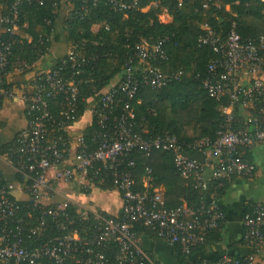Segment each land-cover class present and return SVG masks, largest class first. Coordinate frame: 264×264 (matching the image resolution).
<instances>
[{
	"label": "built area",
	"instance_id": "built-area-1",
	"mask_svg": "<svg viewBox=\"0 0 264 264\" xmlns=\"http://www.w3.org/2000/svg\"><path fill=\"white\" fill-rule=\"evenodd\" d=\"M43 4L45 0H13L7 13L0 8V94L12 97L13 88L5 87L8 74V56L11 54L14 35L20 26L19 4ZM102 0H77V12L86 13L90 6ZM114 10L136 8L139 0H103ZM181 2L182 0H176ZM204 6L217 0H202ZM152 4H155L153 2ZM1 7V6H0ZM1 37V36H0ZM41 39V36L39 40ZM164 39L149 44L145 40L135 44L122 65V76L95 101L89 99V113L96 119L98 130L85 142L81 132L73 139L65 137L74 125L73 116L60 120L57 134L49 138L52 120L48 113L47 98L58 91L65 94L71 106L78 96V83L71 72L55 67L36 73L25 95L27 100V125L16 134V145L5 153V158L15 172V181L0 183V264H42L52 260L64 264L73 253L80 264H161L139 244V233L134 224L139 223L181 251L190 250L203 241L209 230L225 224L226 213L214 194L200 198L192 205L186 203L168 208L157 188H151L150 168L142 180V188L134 189V159L136 152L147 159L153 150L169 151L176 172L192 180L194 188L203 189L209 174L211 179L246 177L252 179L255 164L241 158L246 148L264 142V36L243 39L235 31L234 23L224 37L204 27L197 45L209 46L215 57L200 78L207 95L215 100H227L223 107L224 119L216 137H203L190 144L202 158L186 154L176 136L170 134L142 136L134 131L135 114L130 100L139 86L158 89L179 78L182 70L163 71L156 61L165 60ZM41 42V41H40ZM49 50V49H48ZM48 51H39L44 58ZM60 63L71 61L70 68L85 63V58L75 59L74 47ZM135 61V62H133ZM141 64L140 68L137 65ZM140 74H136V72ZM125 98H123V97ZM122 104L117 111V105ZM236 108L244 110L239 119ZM107 181L120 197V216L109 217L99 211L76 209V214L90 220L93 227L89 235L81 236V228L67 210L66 202L43 204L41 198L54 191L58 183H82L87 186L106 184ZM208 184V183H207ZM20 189L27 200L37 207V215L21 213L20 202L14 191ZM49 225V232L45 227ZM114 240L118 252L110 259L104 252L105 243ZM239 245L250 250L238 258L221 256L211 264H264V203L248 207L241 216ZM194 264V263H190Z\"/></svg>",
	"mask_w": 264,
	"mask_h": 264
},
{
	"label": "trees",
	"instance_id": "trees-1",
	"mask_svg": "<svg viewBox=\"0 0 264 264\" xmlns=\"http://www.w3.org/2000/svg\"><path fill=\"white\" fill-rule=\"evenodd\" d=\"M12 2L13 0H0L1 11L7 13ZM153 2L155 4H152ZM70 3L71 9L62 23L64 39L75 48L77 52L75 59H79V56L84 57L85 63L70 68L71 61L61 64L59 58L48 68V71L60 66L62 71L71 72L76 81L81 79L87 81L78 83V96L71 106L65 103L63 91H58L53 97L47 98L46 109L53 121L49 138L57 134L56 127L60 120L73 116L75 121L73 125H75L87 110L89 103H95L105 89L113 85L115 78L122 76L123 62L126 56L132 53L135 44L142 40L151 44L163 38V48L167 58L156 61L157 66L163 71L182 70V74L178 79L158 89L139 86L137 93L130 100L135 114L134 131L142 136L174 135L183 144L186 154L200 160L202 158L200 152L190 148V144L199 138L214 139L216 137L217 130L224 119L223 107L228 102L226 99L215 100L209 97L202 87L199 77L206 74L207 65L215 54L209 46L199 47L197 38L204 33V27L224 37L233 23L235 31L243 39L255 40L261 35L264 36V0H217L207 6H204L202 0H182L181 2L139 0L136 8L122 11L114 10L102 0L90 6L84 14L76 13L79 4L77 0H70ZM60 5L61 0H45L41 5L20 2V26L14 35L15 42L8 56V72L17 69L25 73L38 60L40 50L48 51L52 42L58 41L59 35L55 33L54 27L59 16ZM162 13H166L170 20L161 22L158 16ZM95 25H97V31L93 30ZM0 36L3 38L6 34ZM62 58L65 59L66 55ZM136 74L140 73L137 71ZM5 87L12 88L9 83H6ZM90 98L93 101L89 102ZM3 99L4 95L0 94V109ZM27 103L26 100L24 110L26 120L29 119ZM121 105H117V111L120 110ZM234 113L240 120L243 119L244 113L240 108H236ZM96 130H98L96 119L91 117L81 130L85 142H92L91 138ZM63 134L69 137L68 132ZM15 139L16 134L11 140L0 145V153H6L10 148L15 147ZM254 148H246L241 153V158L254 163ZM129 158L134 159V166L131 168L134 189L142 188L146 168H150L151 188H157L160 191L168 208L182 203L196 204L200 198L208 197L211 193L220 200L231 185L226 179H211L208 181L207 190L194 188L190 178L185 179L176 172L172 154L169 151L153 150L147 159L134 152L129 155ZM6 181L0 177V183ZM97 187L101 190L113 189L109 181ZM20 205L24 216L26 212L31 213L33 217L37 215L38 209L32 202L23 201ZM222 208L225 211L224 206ZM76 209V205L67 204V210L75 218L76 225L86 228L85 231H80L81 236L89 235L93 223L78 216ZM97 211L113 218L120 216V209L115 216L99 209ZM224 225L206 232L203 235V241L193 247L188 254L182 253L178 243L173 244L171 248L176 264L214 263L212 259L190 260V257L209 246H217L223 242ZM45 228V232H49V225ZM134 230L140 236L156 237L151 230L139 223L134 224ZM230 247L232 249L230 256L240 257L239 247L236 244ZM104 252L113 259L118 252V244L114 240H108L105 243ZM76 259L77 253H73L64 264H80ZM41 263L55 264L54 261L46 259Z\"/></svg>",
	"mask_w": 264,
	"mask_h": 264
},
{
	"label": "crops",
	"instance_id": "crops-1",
	"mask_svg": "<svg viewBox=\"0 0 264 264\" xmlns=\"http://www.w3.org/2000/svg\"><path fill=\"white\" fill-rule=\"evenodd\" d=\"M168 16V15H167ZM169 17V16H168ZM170 18V17H169ZM64 15H59L55 31L59 35L56 42H52L48 53L44 58L35 61L29 70L21 73L14 69L6 75V82L11 84L14 94L12 97H4L0 109V145L11 140L17 132L27 125L25 117V94L27 93L33 76L39 71L50 68L57 59L61 58L69 51V46L64 39L62 23ZM170 20V19H169ZM167 22V21H164ZM58 27L62 31L58 30ZM141 64L137 65L140 68ZM119 77L115 78L113 83L117 82ZM112 83V84H113ZM110 87V86H109ZM107 87L105 91L109 88ZM243 113L244 110L240 108ZM90 113L87 110L77 123L68 129L70 138H74L90 121ZM253 161L256 165L254 178L235 177L228 180L231 185L226 190L219 203L224 206L226 221L223 228V242L217 246H209L205 250L199 251L190 257L194 259H212L215 260L221 256H230L231 245L236 244L241 254L250 253L248 248L239 245L241 230V216L243 212L256 203H264V142L254 146ZM0 177L7 181H15V172L11 164L5 158V153H0ZM207 181L210 180L209 174H205ZM208 183V182H207ZM207 183L203 189L207 190ZM85 190V192L83 191ZM15 198L18 200H27V195L20 189L14 191ZM114 197L111 203L109 198ZM108 197V199H107ZM43 204L66 202L76 205L77 209H89L91 211L99 209L110 215H117L120 209L121 200L119 194L111 190H101L96 186H87L82 183H58L54 186V191L41 198ZM139 244L147 250L161 264H176L172 248L164 240L157 237H139ZM264 258V251L261 253Z\"/></svg>",
	"mask_w": 264,
	"mask_h": 264
},
{
	"label": "rangeland",
	"instance_id": "rangeland-1",
	"mask_svg": "<svg viewBox=\"0 0 264 264\" xmlns=\"http://www.w3.org/2000/svg\"><path fill=\"white\" fill-rule=\"evenodd\" d=\"M71 9V3H70V0H61V5H60V9H59V15H64V17H66L68 15V12L70 11ZM158 19L161 21V22H164V21H169V17L167 16L166 13H162L158 16ZM58 30L62 31V29L60 27H58ZM93 30L94 31H97V25L93 26ZM63 34H64V31H62ZM56 33V31H55ZM57 34V33H56ZM69 46V50L71 49V46L68 42H66ZM191 131V130H189ZM108 199V197H107ZM110 202L112 203L113 200H114V197L111 196V198H109Z\"/></svg>",
	"mask_w": 264,
	"mask_h": 264
},
{
	"label": "water",
	"instance_id": "water-1",
	"mask_svg": "<svg viewBox=\"0 0 264 264\" xmlns=\"http://www.w3.org/2000/svg\"><path fill=\"white\" fill-rule=\"evenodd\" d=\"M236 254H237V252H236Z\"/></svg>",
	"mask_w": 264,
	"mask_h": 264
}]
</instances>
